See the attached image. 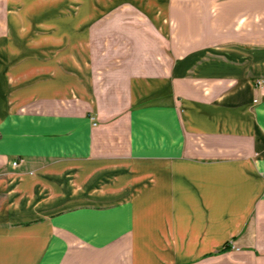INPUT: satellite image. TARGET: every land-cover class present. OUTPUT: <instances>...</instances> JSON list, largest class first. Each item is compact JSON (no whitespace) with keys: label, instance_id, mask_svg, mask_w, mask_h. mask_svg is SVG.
I'll list each match as a JSON object with an SVG mask.
<instances>
[{"label":"crops","instance_id":"0c3cea01","mask_svg":"<svg viewBox=\"0 0 264 264\" xmlns=\"http://www.w3.org/2000/svg\"><path fill=\"white\" fill-rule=\"evenodd\" d=\"M0 264H264V0H0Z\"/></svg>","mask_w":264,"mask_h":264},{"label":"built area","instance_id":"2783aa9c","mask_svg":"<svg viewBox=\"0 0 264 264\" xmlns=\"http://www.w3.org/2000/svg\"><path fill=\"white\" fill-rule=\"evenodd\" d=\"M258 84L261 85V84H262V81L260 80V81L258 82ZM24 162H25V159H24V158H18V159L14 160V161L12 162V165H13L14 167H19V166L22 165ZM232 248H235V245H232Z\"/></svg>","mask_w":264,"mask_h":264},{"label":"rangeland","instance_id":"374dc122","mask_svg":"<svg viewBox=\"0 0 264 264\" xmlns=\"http://www.w3.org/2000/svg\"><path fill=\"white\" fill-rule=\"evenodd\" d=\"M229 246V245H228ZM232 248V246H230Z\"/></svg>","mask_w":264,"mask_h":264},{"label":"trees","instance_id":"16d2710c","mask_svg":"<svg viewBox=\"0 0 264 264\" xmlns=\"http://www.w3.org/2000/svg\"><path fill=\"white\" fill-rule=\"evenodd\" d=\"M227 247H229V246H227Z\"/></svg>","mask_w":264,"mask_h":264}]
</instances>
